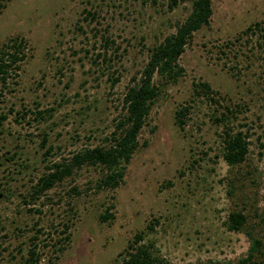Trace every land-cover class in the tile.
I'll list each match as a JSON object with an SVG mask.
<instances>
[{
	"label": "rangeland",
	"instance_id": "374dc122",
	"mask_svg": "<svg viewBox=\"0 0 264 264\" xmlns=\"http://www.w3.org/2000/svg\"><path fill=\"white\" fill-rule=\"evenodd\" d=\"M169 1L4 2L0 47L21 37L25 58L0 83V264H29V250L34 264H120L140 231L169 264H236L249 245L243 231L264 233V44L253 30L264 27V0H211L179 76H153L158 94L116 187L97 188L100 167L82 165L34 192L50 164L108 143L125 88L190 10V0ZM221 112L246 135L234 166L220 154ZM232 211L245 215L243 230L227 229Z\"/></svg>",
	"mask_w": 264,
	"mask_h": 264
},
{
	"label": "trees",
	"instance_id": "16d2710c",
	"mask_svg": "<svg viewBox=\"0 0 264 264\" xmlns=\"http://www.w3.org/2000/svg\"><path fill=\"white\" fill-rule=\"evenodd\" d=\"M6 0H0V10L4 7ZM178 0H170L169 8L174 6ZM211 14V0H190V10L186 17L176 24L174 31L165 35L160 42L154 45L149 53L139 77L127 85L121 99L122 112L116 117L114 129L110 133L106 145H96L91 148H84L73 153L66 161L52 163L51 171L38 177L34 192L36 194L52 187L63 177L72 173V170L79 169L82 165H95L100 167L101 173L96 183L97 188H114L124 175L126 163L132 153L138 147L137 136L149 112L152 101L158 94V85L153 76L164 80H175L181 72L177 60L183 52L191 34L209 21ZM252 30V27H249ZM253 30L259 31V42L264 44V27L260 23L253 24ZM258 42V41H257ZM259 44V43H257ZM23 38H11L6 44L0 47V83L4 84L9 76L16 75L21 61L25 58ZM197 90L206 94V97L213 101L209 85L206 82H199L195 85ZM186 107L179 108L175 113V122L179 127L184 124ZM5 116L0 114V122ZM215 122H223L225 128L221 132V157L228 166L241 163L247 155V141L245 133L233 131L227 126V113L221 112L220 117H214ZM111 217L105 211L100 216L101 220ZM245 215L241 211H232L226 218V227L231 231L243 230ZM249 241L246 253L240 257L236 264H264V233L255 236L249 231H243ZM144 233H136L129 241L122 253L120 264H169L165 259L156 255L150 242H143ZM29 264L32 261L34 250H29ZM33 262V263H32Z\"/></svg>",
	"mask_w": 264,
	"mask_h": 264
}]
</instances>
